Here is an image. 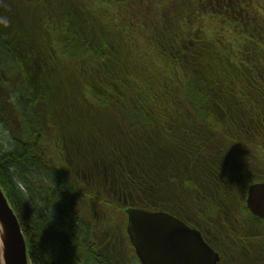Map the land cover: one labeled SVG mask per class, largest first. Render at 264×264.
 Wrapping results in <instances>:
<instances>
[{"label":"trees","instance_id":"16d2710c","mask_svg":"<svg viewBox=\"0 0 264 264\" xmlns=\"http://www.w3.org/2000/svg\"><path fill=\"white\" fill-rule=\"evenodd\" d=\"M255 1L0 0V186L31 264H141L128 207L198 229L219 264H264V239L246 255L237 236L264 222L245 203L264 182Z\"/></svg>","mask_w":264,"mask_h":264},{"label":"water","instance_id":"95a60500","mask_svg":"<svg viewBox=\"0 0 264 264\" xmlns=\"http://www.w3.org/2000/svg\"><path fill=\"white\" fill-rule=\"evenodd\" d=\"M246 206L264 220V182L250 186ZM125 213L126 232L141 264H219V253L202 233L177 217L133 207ZM0 264H31L20 221L1 186Z\"/></svg>","mask_w":264,"mask_h":264},{"label":"rangeland","instance_id":"374dc122","mask_svg":"<svg viewBox=\"0 0 264 264\" xmlns=\"http://www.w3.org/2000/svg\"><path fill=\"white\" fill-rule=\"evenodd\" d=\"M255 2H258V1L256 0ZM143 10H145V8H142V11ZM40 15L41 14L39 13L38 17H40ZM37 20H38V18H37ZM36 28L37 27L34 26L33 29H36ZM145 68H146V63H145ZM146 70H147V68H146ZM64 73L66 74L67 77L69 76L68 78H74V75H72V74L70 75L66 71ZM150 77L153 78L151 76V74H150ZM77 78H79V77L77 76ZM97 80H98V77H95V78L91 77V79H87L86 81H88V83L90 84V83L96 82ZM84 82H85V80H83V82H79V85H81L83 87ZM86 88L88 89L89 87L86 86ZM86 88H85V95L87 93ZM78 96L79 95H77V99L82 101V97H78ZM50 139H52V138H50V137L47 138L46 144H47L48 149L50 150L49 152L51 153L53 148H54V142ZM259 147L261 148V150H259L257 148V146H255L254 151H248L247 152L248 154L252 155V158H253L252 168H253V171L255 172V179L254 180H257V181L264 179V149L262 148V146H259ZM50 156L52 158V155H50ZM100 208L102 210H104L102 204H101ZM250 221H253V220L251 218H249L247 222H250ZM256 223H258L260 225L256 226L257 224H253V225L247 224V227H246L247 230L246 231H240L239 232L240 235L237 234V236L239 237V240H241L242 244L246 247V250H243V253L246 255H250L251 253H257L258 254L259 250L256 249L253 245L264 239V222L263 223L256 222ZM132 248H133V246H132ZM133 254H134V256H136L134 248H133ZM130 255H131V253L127 254V256H130ZM137 259H138V257H137ZM259 263H261V262L257 260L253 264H259ZM243 264H251V261L249 259H246L245 261H243Z\"/></svg>","mask_w":264,"mask_h":264},{"label":"flooded vegetation","instance_id":"af4514ba","mask_svg":"<svg viewBox=\"0 0 264 264\" xmlns=\"http://www.w3.org/2000/svg\"><path fill=\"white\" fill-rule=\"evenodd\" d=\"M246 203V202H245ZM189 226V225H188ZM191 227V226H190ZM193 228V227H192ZM196 229V228H195ZM198 230V229H197ZM199 231V230H198Z\"/></svg>","mask_w":264,"mask_h":264},{"label":"clouds","instance_id":"9594fccd","mask_svg":"<svg viewBox=\"0 0 264 264\" xmlns=\"http://www.w3.org/2000/svg\"><path fill=\"white\" fill-rule=\"evenodd\" d=\"M51 218H52V214H51Z\"/></svg>","mask_w":264,"mask_h":264}]
</instances>
